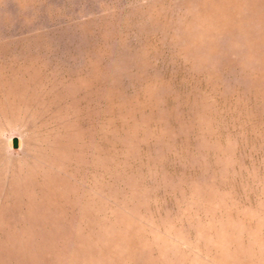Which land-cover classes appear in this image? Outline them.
Returning a JSON list of instances; mask_svg holds the SVG:
<instances>
[{"label": "rangeland", "instance_id": "rangeland-1", "mask_svg": "<svg viewBox=\"0 0 264 264\" xmlns=\"http://www.w3.org/2000/svg\"><path fill=\"white\" fill-rule=\"evenodd\" d=\"M0 264H264V0H0Z\"/></svg>", "mask_w": 264, "mask_h": 264}, {"label": "water", "instance_id": "water-1", "mask_svg": "<svg viewBox=\"0 0 264 264\" xmlns=\"http://www.w3.org/2000/svg\"><path fill=\"white\" fill-rule=\"evenodd\" d=\"M13 146L17 147V138L16 137L13 138Z\"/></svg>", "mask_w": 264, "mask_h": 264}]
</instances>
